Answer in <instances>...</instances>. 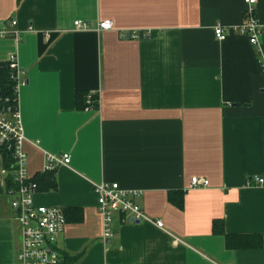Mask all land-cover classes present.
Listing matches in <instances>:
<instances>
[{
	"label": "crops",
	"instance_id": "obj_1",
	"mask_svg": "<svg viewBox=\"0 0 264 264\" xmlns=\"http://www.w3.org/2000/svg\"><path fill=\"white\" fill-rule=\"evenodd\" d=\"M257 2L260 54L229 32L245 22L243 0H0V26L19 38H0V66L17 55L26 81L18 107L29 174L43 173L47 155L71 156L52 173L56 188L34 196L36 206L64 211L62 257L264 264V184H249L264 180V0ZM76 20L91 30H74ZM104 20L114 28L96 31ZM220 25L229 36L219 42ZM133 31L147 36L133 40ZM90 92L97 107L86 111L79 93ZM7 170L0 154V264H20ZM195 178L209 186L191 189ZM102 183L140 192L137 205L163 228L115 216L105 243L94 194ZM174 194H183L182 209ZM216 221L223 233L213 231ZM227 235H260L262 247L232 249Z\"/></svg>",
	"mask_w": 264,
	"mask_h": 264
},
{
	"label": "built area",
	"instance_id": "obj_2",
	"mask_svg": "<svg viewBox=\"0 0 264 264\" xmlns=\"http://www.w3.org/2000/svg\"><path fill=\"white\" fill-rule=\"evenodd\" d=\"M245 3V22L235 29L229 30L230 34H237L245 37L248 42L260 49V38L262 35L261 26L257 17V0H243ZM11 27L15 28L17 24L12 21ZM91 25L76 20L74 30L87 32L91 30ZM114 28V23L110 20H104L95 28L98 32L110 31ZM32 31V28L30 29ZM216 39L224 41L229 33L225 32L223 27L217 26L214 29ZM131 39H141L147 35H140L133 31L128 34ZM8 36L14 37L17 41L18 33L9 32L6 26H0V38ZM7 65L11 70V80L15 82V104H5L0 107V147L7 148L12 154L13 164L11 165V183L12 186L6 192L10 198V207L15 212L14 220L19 227V248L18 261L20 264H61L62 254L58 249V239L66 227V217L64 211L56 207L36 206L34 196L37 194L38 185L29 174L27 168V154L24 152V128L22 125L21 112L18 107L19 88L26 84L22 79L23 72L18 67L17 55H10ZM260 70L264 74V59H260ZM1 101V96H0ZM97 94L95 92L87 93L85 97L86 111L96 107ZM71 156H46V164L43 173H55L60 167L68 165ZM9 173V171L7 170ZM250 185H262L264 180L258 176L251 179ZM209 182L195 178L191 181L190 188H206ZM94 194L97 195V209L102 218L103 234L105 243L111 241L113 237L112 221L115 216H121L128 222L139 224L140 222L155 223L157 227L163 228V222L152 221L144 210L137 205L136 199L141 195L140 192L122 189L116 183H102L94 185ZM179 243L178 240H175Z\"/></svg>",
	"mask_w": 264,
	"mask_h": 264
},
{
	"label": "trees",
	"instance_id": "obj_3",
	"mask_svg": "<svg viewBox=\"0 0 264 264\" xmlns=\"http://www.w3.org/2000/svg\"><path fill=\"white\" fill-rule=\"evenodd\" d=\"M11 70L8 67L7 63L0 66V107H3L7 104H15L16 96H15V82L11 80ZM79 102L80 106L83 108L85 106V95L84 93H79ZM97 107V103H96ZM0 154L4 157V166L8 169L9 177L11 174V165L13 164L12 154L7 148L0 147ZM53 174L51 173H42L38 174L34 178V182L38 185V191L49 190L51 188H56V184L52 179ZM11 178V177H10ZM171 203L175 204L178 208L182 209L183 204V194H174L173 197L171 195ZM213 231L215 233H223V223L222 222H214ZM227 246L232 249H241L251 248L256 249L262 247V237L260 235H252V236H231L227 235ZM77 262L76 257H71L69 255L63 254V261L61 264H75Z\"/></svg>",
	"mask_w": 264,
	"mask_h": 264
}]
</instances>
